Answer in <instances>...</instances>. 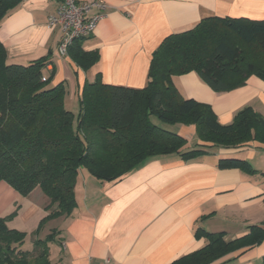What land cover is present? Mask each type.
<instances>
[{
	"label": "crops",
	"instance_id": "1",
	"mask_svg": "<svg viewBox=\"0 0 264 264\" xmlns=\"http://www.w3.org/2000/svg\"><path fill=\"white\" fill-rule=\"evenodd\" d=\"M102 1L105 16L82 42L84 51L98 54L86 71L57 55L60 30L47 25L56 0H20L0 23L6 61L27 65L47 58L43 72L53 71L52 84L64 83V102L76 106L74 114L81 87L97 77L106 85L143 88L152 52L170 34L207 17L264 20V0ZM172 82L183 98L210 106L223 125L246 107L264 118V81L255 75L218 93L194 72ZM172 130L204 153L187 160L153 157L114 181H97L82 170L69 215L51 217L54 207L39 187L22 196L0 181V217L7 218L8 229L25 234L17 264H170L206 245L194 236L196 229L222 233L231 243L248 237L250 227L262 230L259 242L241 244L207 264H263L264 144L213 147L198 140L192 126ZM230 158L247 161L254 173L217 167ZM36 244L45 252L42 263L33 252Z\"/></svg>",
	"mask_w": 264,
	"mask_h": 264
},
{
	"label": "trees",
	"instance_id": "2",
	"mask_svg": "<svg viewBox=\"0 0 264 264\" xmlns=\"http://www.w3.org/2000/svg\"><path fill=\"white\" fill-rule=\"evenodd\" d=\"M19 2L0 0V23ZM83 40H74L67 56L86 71L98 54L84 51ZM47 63V58L8 63L0 44V181L22 196L39 187L54 207L51 217L69 215L75 207L82 170L97 181H114L153 157L202 155V149L172 130L176 125L192 126L196 138L213 147L264 144V118L253 109L243 108L223 125L210 106L183 98L172 82L174 76L194 72L218 93L242 86L251 75L264 81V20L207 17L168 35L151 54L143 88L106 85L97 77L81 87L76 114L65 108L64 83L52 84L53 71L43 72ZM217 167L254 173L247 161L236 158L220 159ZM6 219L0 217V264H17L25 234L8 229ZM249 230L250 241L248 236L225 243L222 233L196 229L194 236L205 238L206 245L170 264H207L262 239V230ZM38 248L33 252L42 263L45 252Z\"/></svg>",
	"mask_w": 264,
	"mask_h": 264
},
{
	"label": "built area",
	"instance_id": "3",
	"mask_svg": "<svg viewBox=\"0 0 264 264\" xmlns=\"http://www.w3.org/2000/svg\"><path fill=\"white\" fill-rule=\"evenodd\" d=\"M54 14L47 19V25L60 30L57 55L67 56V48L76 39L90 37L96 24L105 16L106 4L102 0H56ZM42 81L45 78L41 79Z\"/></svg>",
	"mask_w": 264,
	"mask_h": 264
},
{
	"label": "rangeland",
	"instance_id": "4",
	"mask_svg": "<svg viewBox=\"0 0 264 264\" xmlns=\"http://www.w3.org/2000/svg\"><path fill=\"white\" fill-rule=\"evenodd\" d=\"M65 108L72 111L73 113H75L76 106L74 105L73 108H72V106L70 107V104L68 103V101L65 103ZM152 121L156 125H161L162 128L166 127V129H170V127L168 125H165L163 123H159V121L156 118H152Z\"/></svg>",
	"mask_w": 264,
	"mask_h": 264
}]
</instances>
